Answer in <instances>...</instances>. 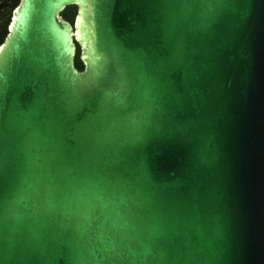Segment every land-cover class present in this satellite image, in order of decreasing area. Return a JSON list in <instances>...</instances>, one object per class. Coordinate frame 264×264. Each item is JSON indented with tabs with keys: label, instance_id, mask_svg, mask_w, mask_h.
I'll list each match as a JSON object with an SVG mask.
<instances>
[{
	"label": "water",
	"instance_id": "obj_1",
	"mask_svg": "<svg viewBox=\"0 0 264 264\" xmlns=\"http://www.w3.org/2000/svg\"><path fill=\"white\" fill-rule=\"evenodd\" d=\"M0 264H264V0H20Z\"/></svg>",
	"mask_w": 264,
	"mask_h": 264
},
{
	"label": "trees",
	"instance_id": "obj_2",
	"mask_svg": "<svg viewBox=\"0 0 264 264\" xmlns=\"http://www.w3.org/2000/svg\"><path fill=\"white\" fill-rule=\"evenodd\" d=\"M19 2L20 0H0V45L4 42L8 34V27L12 18L13 11L19 4ZM76 14V6H69L62 13V15L71 22H74ZM76 65L80 70L84 69L83 62L80 58V47L78 48Z\"/></svg>",
	"mask_w": 264,
	"mask_h": 264
}]
</instances>
